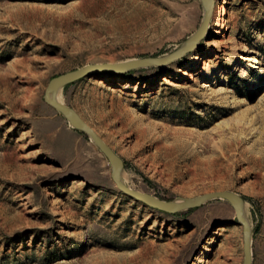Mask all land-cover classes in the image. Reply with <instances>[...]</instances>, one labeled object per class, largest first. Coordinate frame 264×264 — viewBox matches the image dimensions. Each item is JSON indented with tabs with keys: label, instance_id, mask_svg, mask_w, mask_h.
I'll return each mask as SVG.
<instances>
[{
	"label": "rangeland",
	"instance_id": "374dc122",
	"mask_svg": "<svg viewBox=\"0 0 264 264\" xmlns=\"http://www.w3.org/2000/svg\"><path fill=\"white\" fill-rule=\"evenodd\" d=\"M214 1L181 59L58 95L123 160L131 190L241 197L251 264H264V0ZM202 16L199 0H0V264H242L226 201L167 214L124 195L43 101L58 75L170 54Z\"/></svg>",
	"mask_w": 264,
	"mask_h": 264
},
{
	"label": "water",
	"instance_id": "95a60500",
	"mask_svg": "<svg viewBox=\"0 0 264 264\" xmlns=\"http://www.w3.org/2000/svg\"><path fill=\"white\" fill-rule=\"evenodd\" d=\"M203 10L202 20L197 30L187 38L183 44L162 57L130 59L117 63H99L86 65L80 69L58 75L49 80L43 95V101L68 123L73 130L85 135L88 140L98 149L107 160L111 173L110 177L116 188L124 195L141 202L144 205L167 214L198 208L211 200L226 201L234 211L237 223L242 227L243 240V262L251 264V228L245 218L244 202L241 197L232 192H215L204 194L190 199H181L179 203L175 201H163L152 196L141 194L127 188L122 182V172L124 168L123 160L97 135V133L69 106L57 100V95L64 87L71 85L81 79L97 74H125L130 71L145 69L150 67L165 66L173 61L181 59L186 54L194 51L198 43L202 40L205 31L210 23L214 0H199Z\"/></svg>",
	"mask_w": 264,
	"mask_h": 264
},
{
	"label": "bare ground",
	"instance_id": "6f19581e",
	"mask_svg": "<svg viewBox=\"0 0 264 264\" xmlns=\"http://www.w3.org/2000/svg\"><path fill=\"white\" fill-rule=\"evenodd\" d=\"M213 11H214V9H213ZM213 14V13H212ZM211 21V20H210ZM210 24V23H209ZM208 29H209V25H208V28H207V30L205 31V33H204V35H203V38H202V40L206 37V34H207V31H208ZM201 42V41H200ZM199 42V43H200ZM198 43V44H199ZM198 46V45H197ZM197 46H196V48H197ZM195 48V49H196ZM194 49V50H195ZM207 86H204L203 88H206ZM57 100L59 101V102H61L62 103V100H61V97H60V95H57ZM121 177H122V175H121ZM122 182H123V180H122ZM124 184V183H123ZM125 185V184H124ZM127 187V186H126ZM128 188V187H127ZM130 189V188H129ZM140 193V192H139ZM141 194H143V193H141ZM146 195H148V194H146ZM150 196V195H149ZM155 198V197H154ZM157 199V198H156ZM180 201H178L177 203H179Z\"/></svg>",
	"mask_w": 264,
	"mask_h": 264
}]
</instances>
